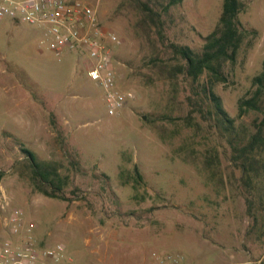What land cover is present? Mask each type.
I'll return each instance as SVG.
<instances>
[{"label":"rangeland","instance_id":"374dc122","mask_svg":"<svg viewBox=\"0 0 264 264\" xmlns=\"http://www.w3.org/2000/svg\"><path fill=\"white\" fill-rule=\"evenodd\" d=\"M139 1L160 11L168 42L195 52L222 7V0H181L163 12L169 0ZM240 1L239 21L250 33L214 91L236 129L249 135L262 114H239L238 105L251 96L264 59V0ZM81 2L120 41L113 47L117 88L132 90L135 98L109 116L102 89L87 76L85 54L56 56L46 25L0 21V239L7 236L4 219L18 208L34 225L37 243L62 244L74 264H143L165 253L179 264H264V166L254 180L253 220L244 188L232 179L239 172L229 162L227 141L197 117L198 130L187 128L182 81L175 93L144 66L163 49L154 34L137 27L134 1ZM186 146L196 163L183 161L179 150ZM22 149L60 165L67 200L36 191ZM209 152L218 161L212 179L202 169ZM134 165L142 175L136 190L119 180L120 169Z\"/></svg>","mask_w":264,"mask_h":264},{"label":"trees","instance_id":"16d2710c","mask_svg":"<svg viewBox=\"0 0 264 264\" xmlns=\"http://www.w3.org/2000/svg\"><path fill=\"white\" fill-rule=\"evenodd\" d=\"M133 1L141 14L137 27L147 37L154 34L164 54L162 56L158 52L152 55L144 66L152 69L158 78L167 80L173 92L182 81L187 93L184 98L187 113L183 116L187 128L198 130L200 125L195 122L197 117L215 137L227 141L230 147L229 162L239 172V176L232 179L237 187L240 185L244 188L247 213L255 220L250 214V203L253 204L252 190L254 180L261 175L264 166V59L261 71L252 78L254 90L251 96L241 99L238 105L239 114L248 111L262 114L259 120L253 121L254 132L243 135L244 132L236 129L234 119L225 111L221 98L214 91L215 86L226 82L223 68L227 64L235 63L243 40L250 33L239 21V14L244 11L243 3L240 0H222L221 13L214 30L204 38L201 51L195 52L186 45L168 42L163 33L160 11L142 1ZM180 2L181 0H169L162 8L163 12ZM191 150L190 146H186L179 151L183 155V161L196 163ZM22 151L25 154L23 167L29 172L36 191L48 198L67 200L63 191L66 180L58 172L60 165L54 161H39L28 149ZM215 157L214 153L209 152L202 162V169L208 174V179H212L216 173L218 161ZM119 180L122 186H130L136 190L142 182V175L134 165L131 170L121 168ZM218 183L222 184V181ZM39 246L44 247L42 244Z\"/></svg>","mask_w":264,"mask_h":264},{"label":"built area","instance_id":"2783aa9c","mask_svg":"<svg viewBox=\"0 0 264 264\" xmlns=\"http://www.w3.org/2000/svg\"><path fill=\"white\" fill-rule=\"evenodd\" d=\"M46 25L54 38L50 49L56 56L64 51L79 52L89 59L87 76L103 91L107 114L114 116L130 104L132 90L117 88L113 47L117 37L105 30L96 10L81 0H0V21ZM7 236L0 239V264H74L62 244L42 247L34 236L35 227L26 223L23 212L14 208L4 219ZM157 264H179L172 254L155 256Z\"/></svg>","mask_w":264,"mask_h":264},{"label":"crops","instance_id":"0c3cea01","mask_svg":"<svg viewBox=\"0 0 264 264\" xmlns=\"http://www.w3.org/2000/svg\"><path fill=\"white\" fill-rule=\"evenodd\" d=\"M11 22H13V21H11ZM13 23H15V22H13ZM15 24H17V23H15ZM89 65H90V63H89ZM36 112L34 111L33 112V115L35 116V117H37L36 118V120H38V118H39V116H38V114L36 113ZM39 121V120H38ZM39 124V123H38ZM38 124H36V129H37V131H39L40 130V127L39 126H37ZM39 142H41L40 141V139H39ZM38 244H41V243H38ZM43 245V244H42ZM43 246H45L46 247V245H43ZM65 247V246H64ZM66 249V248H65ZM66 251H67V249H66ZM67 253H68V255H70V253L67 251ZM71 256V255H70ZM72 257V256H71ZM73 258V257H72ZM130 260H127V262H129ZM128 264V263H127ZM143 264H157L156 263V261L154 260V261H144V263Z\"/></svg>","mask_w":264,"mask_h":264}]
</instances>
